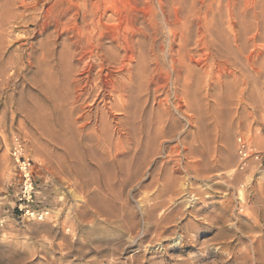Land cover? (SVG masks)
Here are the masks:
<instances>
[{
	"label": "rangeland",
	"instance_id": "rangeland-1",
	"mask_svg": "<svg viewBox=\"0 0 264 264\" xmlns=\"http://www.w3.org/2000/svg\"><path fill=\"white\" fill-rule=\"evenodd\" d=\"M85 1L0 0V21L15 14L0 22V264H264V0H220V17L217 0H99L105 44L139 37L144 71L127 110L105 91L106 131L72 140L48 127L43 88L88 61L63 41ZM163 20L189 27L172 81L148 70L154 52L162 66L178 57ZM238 135L258 155L243 168ZM15 149L41 217L18 209Z\"/></svg>",
	"mask_w": 264,
	"mask_h": 264
},
{
	"label": "bare ground",
	"instance_id": "bare-ground-1",
	"mask_svg": "<svg viewBox=\"0 0 264 264\" xmlns=\"http://www.w3.org/2000/svg\"><path fill=\"white\" fill-rule=\"evenodd\" d=\"M1 3H3V2H1ZM102 3H103V1L99 2V0H86L83 8H81L79 5H76L75 6L76 7L75 13L77 15L81 14V22H80V28L81 29L79 31H77L76 33H74L73 37L71 36L72 38L70 37L69 39H65V38L63 39V41L65 40V42H66V40H68L67 41L68 45H70V47L72 48L71 54H69L70 55L69 58L77 57V58H75L77 61L78 59H82L83 57H87L88 61L87 62L85 61V63L83 65H81L80 67L76 66V63H75L76 67L73 64H72L73 68H71L72 66L66 67L67 69L65 68V70L62 71L63 77L60 76V77H62L61 80H59L57 78L59 80V83L55 84V85H58L56 87L57 89H55V85H53V83H50L48 86H45L43 88V93H44L46 100L48 102V104L46 103V105H48V106H47V109L45 110V111H47V125H48V127L50 129H57L58 132H60V134H65L66 136H68L69 139H72V140H74L75 137H78L81 140H89V134L88 133L85 134V132L97 130L98 127L103 128L106 131L105 117L109 116L110 113H109L108 106H106V104H105L106 103L105 99H104L105 91L108 90L111 93H117V95L119 97L118 99L124 101L122 103V107L119 109L127 110V106L125 104V101H127L128 92L130 90V87H131L134 79H137L140 75H142V72L144 71V64L140 62V60H142V58H141L142 53L140 52L141 44H140V41L138 39L139 37L138 38L136 37L137 39L136 38L135 39L130 38L131 40L127 37L128 39H124V41H122L123 39L116 38L115 39L116 46L114 49L110 45L105 44V42H104L105 37L99 31V26L101 24L100 19H103L107 15V11L109 10V7H108L109 5L106 6ZM6 4H8V3H6ZM6 4H4V5L6 6ZM1 7H2V5H1ZM196 7H197L196 4L193 2L191 4L190 11L188 12L189 14L191 13V16L194 18H196L198 16V14H200L199 10ZM220 11H221L220 0H217L215 10H214V14L216 13L218 15V17H220V15H221ZM4 13H6V12H4ZM2 14L0 12V15H2ZM13 14L9 13L8 15H6V17H4V19H3L4 24H11L14 21L15 14L14 15ZM113 16H115V15H113V13L112 14L110 13L108 19H112ZM0 17L2 18L3 16H0ZM0 22L3 23L2 20ZM189 22H191V21L189 20ZM192 23H193V21H192ZM164 24L167 27L169 34L172 37V38H170L171 43L177 42L179 45L178 46L179 49L176 52V56H178V57H175L172 54L170 57V55H169L168 65L162 66L160 64L162 59H160L161 61L160 60L157 61V58L155 56V52L154 53L151 52V53H153L152 57L154 58L153 59L154 61H153L152 68L151 69L149 68L148 70H150V72H151L150 74H152V76L154 75V77H155V74H157V75L162 74V75H165L169 79L171 77H174L176 80L177 77L179 78V70L177 68V65L179 63H181L182 59L184 58V57L181 58V56H180V49L185 47V45H184L185 41H186V39H188V38H186V36L184 34V29H187L185 26L188 27V25H185V22H183V21L179 25H174V23L170 24V23H167V21H164ZM175 24H177V23H175ZM211 25H212V23L209 20L204 19V22H202V24H201V27L203 29L202 31L206 32V33H208V35H210L211 31L209 32V30L211 28ZM6 26H8V25H6ZM0 27H1V25H0ZM212 27H213V25H212ZM188 29H189V27H188ZM151 30H153V29H151ZM139 34H140V32H139ZM220 37H221V35H220ZM145 38H146V36H145ZM171 43H169V44L171 45ZM152 44H151L150 49H152V47L154 45V44L153 45ZM68 45H66V46H68ZM145 46H147V45H145ZM205 47L208 48V46H205ZM213 48H215V47H213ZM172 49H173V47H172ZM169 50L170 49L167 50L168 53H170ZM151 51H153V49ZM175 51H171V52L173 53ZM135 52H138V54L135 55ZM127 56H131V57H129L130 59L127 58ZM60 57H61L60 58L61 64H59V66H62L63 64H65L64 63L65 60L63 61L64 54H61ZM158 58H160V57H158ZM159 61H160V63H159ZM112 63L115 66H113ZM107 64H111L112 66H108ZM183 64H184V62H183ZM184 65H183L182 69H184V67H185ZM146 67H147V65H146ZM146 67H145V69H146ZM189 67H187V69ZM148 72H147V75L145 74V77L148 76ZM157 75H156V77H157ZM50 78H52V77H50ZM140 80H141V78H140ZM172 80L173 79L171 78V81ZM154 82H156V80H154ZM142 87H144V86H142ZM150 87H152V86H150ZM93 90L95 92H97V94L95 95L94 101L90 105H87L89 107L84 106L85 99L87 98L89 93ZM156 96H157V94H156ZM97 101H98V103H97ZM134 107H135V105H134ZM17 108H16V110H17ZM115 129H117V128H115ZM100 131H103V130H100ZM80 143H82V142H80ZM86 153L89 157L92 156L91 152H86Z\"/></svg>",
	"mask_w": 264,
	"mask_h": 264
},
{
	"label": "built area",
	"instance_id": "built-area-1",
	"mask_svg": "<svg viewBox=\"0 0 264 264\" xmlns=\"http://www.w3.org/2000/svg\"><path fill=\"white\" fill-rule=\"evenodd\" d=\"M236 154L240 168H243L247 163L249 157L254 156L257 159L258 155L252 152L247 140L242 135L235 138ZM18 170L21 174V184L17 193L18 209L20 212L29 216L41 217L46 213L43 209H35V191L34 184L31 180L29 171V161L20 159L19 150L15 149L13 152Z\"/></svg>",
	"mask_w": 264,
	"mask_h": 264
}]
</instances>
